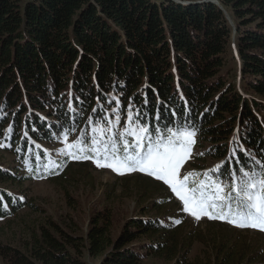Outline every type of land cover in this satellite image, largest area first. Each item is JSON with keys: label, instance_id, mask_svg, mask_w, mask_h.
Here are the masks:
<instances>
[{"label": "trees", "instance_id": "16d2710c", "mask_svg": "<svg viewBox=\"0 0 264 264\" xmlns=\"http://www.w3.org/2000/svg\"><path fill=\"white\" fill-rule=\"evenodd\" d=\"M216 1L0 0V149L32 159L26 177L71 186L85 165L76 167L64 153L50 163L33 144L46 146L63 133L92 136L97 121L104 126L105 117L115 119L112 109L119 100L121 122L114 131L127 126L131 105L153 133L157 127L165 134L167 127L195 129L196 169L224 164L259 172L256 161L264 164V0ZM223 9L231 13L235 32ZM228 60H238L239 71L227 68ZM132 175L124 183L136 194L157 187L162 195L151 209L153 217L143 213L114 235L112 214L97 213L84 238L47 221L46 227L27 228L19 248L0 245L2 261L86 264L88 258L96 264H145V258H154L174 264H264V259L249 261L247 244L220 235L223 227L209 226L203 234L183 230L180 218L186 212L168 188L149 175ZM220 178L230 182L227 174ZM23 181L17 171L0 169V220L33 208L2 187ZM170 197L178 216L167 212ZM194 241L212 246L202 259L187 260Z\"/></svg>", "mask_w": 264, "mask_h": 264}, {"label": "snow or ice", "instance_id": "6c2138e0", "mask_svg": "<svg viewBox=\"0 0 264 264\" xmlns=\"http://www.w3.org/2000/svg\"><path fill=\"white\" fill-rule=\"evenodd\" d=\"M116 104L117 107L112 109L116 113L115 119L108 120L105 117L104 126L97 121L92 128L90 143L78 139L75 143H68L61 152L74 160L91 159L97 167L109 168L120 175L139 171L163 181L182 201V211L196 220L207 217L226 221L240 228L264 231V164L256 161L260 165L259 172L246 170L245 166L233 170L225 168L224 164H217L215 168L202 174L189 171L181 176V168L191 157L196 143V130L167 127L165 134L157 127L153 133L150 124L140 119L139 111L134 113L133 107L129 105L127 126L121 131H114L121 122L119 100ZM161 118L160 111L157 110L155 119L159 121ZM89 123L92 121L89 120ZM11 132L12 128L9 126L7 133ZM128 137L132 139L129 140ZM3 146L0 144V147ZM232 156L236 158V150H233ZM236 163L241 164V160L236 158ZM216 173L219 175H215ZM226 174L229 176V183L220 178ZM201 175L203 179H192L194 186H190V179ZM180 222L175 221L177 224Z\"/></svg>", "mask_w": 264, "mask_h": 264}, {"label": "rangeland", "instance_id": "374dc122", "mask_svg": "<svg viewBox=\"0 0 264 264\" xmlns=\"http://www.w3.org/2000/svg\"><path fill=\"white\" fill-rule=\"evenodd\" d=\"M197 1L203 0H196L195 2ZM211 3L218 5L216 0H211ZM223 10L226 19L233 28V32H235L236 27L232 21L231 13L225 9ZM226 64L227 68L235 67L238 71L240 69L238 60L236 62L228 60ZM235 82L237 83L238 80L236 79ZM78 134L68 140L60 139L59 144L44 149L50 154H55L54 159L62 157L58 151L65 148L68 143H75L78 139H81V135ZM193 155L194 149H192L191 157L186 160L181 168V176L194 170ZM14 160L20 161L18 157L13 158L9 153L0 149V169L2 171L15 173L17 163ZM78 165H85V169L82 168L80 176L72 179V184L68 187L53 184L51 180L46 178L31 179L21 174L19 176H23L25 181L14 186L2 185V187L7 188V191L10 190L9 192L13 195L26 198L27 203L31 204L33 208L25 206L18 210L15 216L0 220V245L19 248L27 240V235H25L27 228H37L44 224V227H46L47 221L57 224L58 228L72 236L84 238L92 219L97 213L110 212L112 214V233L114 235L127 226L130 219L143 217V213L148 216L151 212L153 217L154 214L151 209L154 207V202L162 196L157 192V187L148 189L141 196L136 194L135 190H131L129 186L127 187V183H124L125 179L135 178L130 172L120 175L109 168L97 167L91 159L76 160L75 166ZM134 172V174H137L136 171ZM68 174L74 175L70 170ZM190 181H192V178ZM157 185L159 188H163L161 184L158 183ZM153 193H155V197L152 196ZM12 198L14 199V197ZM174 198L176 202L182 203L178 197L174 196ZM170 202L171 197L169 202H165V207L168 208L167 212L170 213L171 211V215L178 216L175 213L177 207L173 201ZM180 219L183 222L181 226L183 230H194L199 234L207 232L206 228L211 226L212 228L213 226L223 227L220 235L231 239V242H236L237 245L247 244L250 246L247 257L249 261L255 262L256 259H264V231L252 228L235 229L222 220L207 217L196 220L189 213H186ZM211 230L213 231V229ZM215 233L219 235V233ZM208 246H212L211 241L208 244L194 241L185 253V258L187 260L202 259L203 255L209 254L207 252L209 250ZM84 261L86 264H96L95 261L88 258H85ZM144 262L145 264H174V262L168 263L154 258H145ZM0 264H5L1 257ZM254 264L259 263L255 262Z\"/></svg>", "mask_w": 264, "mask_h": 264}, {"label": "water", "instance_id": "95a60500", "mask_svg": "<svg viewBox=\"0 0 264 264\" xmlns=\"http://www.w3.org/2000/svg\"><path fill=\"white\" fill-rule=\"evenodd\" d=\"M173 1H175V2H177V3H181V4H184V5H190V4H200V3H206V2H211V0H203V1H197V2H192V1H184V2H181V1H179V0H173Z\"/></svg>", "mask_w": 264, "mask_h": 264}]
</instances>
